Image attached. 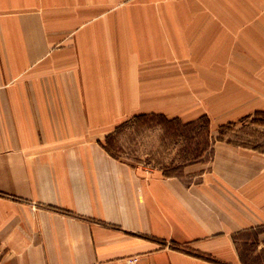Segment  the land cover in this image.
<instances>
[{"label": "crops", "instance_id": "0c3cea01", "mask_svg": "<svg viewBox=\"0 0 264 264\" xmlns=\"http://www.w3.org/2000/svg\"><path fill=\"white\" fill-rule=\"evenodd\" d=\"M259 113L264 0H0V264H264V151L167 175L104 148Z\"/></svg>", "mask_w": 264, "mask_h": 264}, {"label": "rangeland", "instance_id": "374dc122", "mask_svg": "<svg viewBox=\"0 0 264 264\" xmlns=\"http://www.w3.org/2000/svg\"><path fill=\"white\" fill-rule=\"evenodd\" d=\"M262 123L264 117L254 116L211 132L210 121L166 124L161 118L151 117L124 123L112 141L106 139L104 143L114 157L135 168L179 175L190 165L209 161L216 141L264 151Z\"/></svg>", "mask_w": 264, "mask_h": 264}, {"label": "trees", "instance_id": "16d2710c", "mask_svg": "<svg viewBox=\"0 0 264 264\" xmlns=\"http://www.w3.org/2000/svg\"><path fill=\"white\" fill-rule=\"evenodd\" d=\"M257 117H264V113H259V114H256ZM147 118L149 117H135L132 121L128 122L129 124H133L135 122H138V121H142V120H146ZM152 118H161L163 120V122H165L166 124H172V123H177V122H181L180 120H169L163 116H154ZM202 121H206V122H209V119H207L206 117H203L199 120V122H202ZM128 123H125L124 125H128ZM124 125L120 126L119 128L116 129L115 133L110 135L108 138H107V141H112V138L116 135V133H118L121 129V127H123ZM233 124H230L229 126H232ZM262 125H264V123H262ZM104 148L111 154V152L109 151V149L104 146ZM112 155V154H111ZM113 156V155H112ZM174 248L177 249V250H181V247L178 246V245H174Z\"/></svg>", "mask_w": 264, "mask_h": 264}]
</instances>
